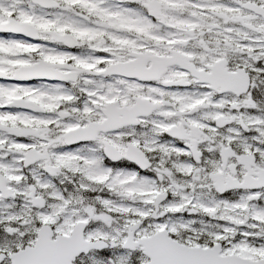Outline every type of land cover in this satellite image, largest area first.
<instances>
[{
  "label": "snow or ice",
  "instance_id": "snow-or-ice-1",
  "mask_svg": "<svg viewBox=\"0 0 264 264\" xmlns=\"http://www.w3.org/2000/svg\"><path fill=\"white\" fill-rule=\"evenodd\" d=\"M0 264H264V0H0Z\"/></svg>",
  "mask_w": 264,
  "mask_h": 264
}]
</instances>
